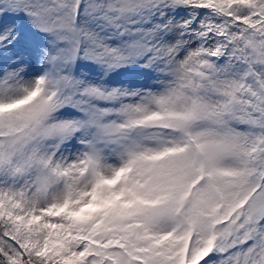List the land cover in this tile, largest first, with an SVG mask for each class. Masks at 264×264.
Instances as JSON below:
<instances>
[{"label": "snow or ice", "instance_id": "snow-or-ice-1", "mask_svg": "<svg viewBox=\"0 0 264 264\" xmlns=\"http://www.w3.org/2000/svg\"><path fill=\"white\" fill-rule=\"evenodd\" d=\"M0 264H264V0H0Z\"/></svg>", "mask_w": 264, "mask_h": 264}]
</instances>
